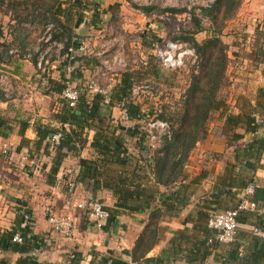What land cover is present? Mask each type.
<instances>
[{
	"label": "crops",
	"instance_id": "1",
	"mask_svg": "<svg viewBox=\"0 0 264 264\" xmlns=\"http://www.w3.org/2000/svg\"><path fill=\"white\" fill-rule=\"evenodd\" d=\"M84 1L90 9L83 13L70 0L57 4L61 13L56 19L67 36H80L87 24V36L71 42L85 45L89 53L75 59L69 77L61 58L52 61L47 73L36 70L28 31L23 36L17 30L0 37L5 42V47L0 44V73L7 76L10 86L9 93H0V119L7 127L1 129L4 137H0V234L15 228L18 212L25 210L34 224L28 239H35L28 253L0 249V261L264 264V239L255 233L264 232V0H242L238 6L235 17H240L246 32H252L250 41L255 45L246 49L244 59L235 54L238 60L231 66L225 99L221 90L217 93L224 106L211 113L205 135L190 150L182 168L170 176L161 168L162 142L149 146L143 123L127 115L121 90L127 71L133 74V87L145 73L160 82L154 71L161 68L149 57L124 71L105 72L95 55L103 43L95 38L105 28H116L117 8H124L126 2ZM141 16L146 20L147 16ZM141 16L136 17L138 25L124 18V26L140 31V23L145 22H140ZM132 45L142 55L143 43ZM92 79L106 90L109 104L90 110L94 97L88 94L84 95L88 108L71 110L62 97L63 82L85 88ZM133 100L145 112L152 111L146 109L143 98ZM249 119L256 130L249 129ZM23 124L27 127L21 136ZM38 128L62 130L67 138L56 173L51 171L56 149L48 138L38 142ZM3 150H8L7 157ZM251 181L258 186L248 198L256 211L239 215L233 245L209 246L207 240L214 233L207 227L208 218L236 209L246 199L244 190ZM88 200L100 201L110 217L98 223L89 210L77 209ZM46 209L74 220L72 239L52 231Z\"/></svg>",
	"mask_w": 264,
	"mask_h": 264
},
{
	"label": "rangeland",
	"instance_id": "2",
	"mask_svg": "<svg viewBox=\"0 0 264 264\" xmlns=\"http://www.w3.org/2000/svg\"><path fill=\"white\" fill-rule=\"evenodd\" d=\"M21 2L27 4L30 3V1L27 0H0V37L3 34H15L14 31L17 30H20L21 36H23L26 35V32L28 31L30 34L28 42L33 45L34 52L38 47V41L43 35L44 27L47 23L43 16H40V14L43 13L42 10L35 12L34 15H30L31 8L27 5H20L22 4ZM125 2V9L117 8V17L119 21L117 23L115 20L116 24L115 26L113 25L117 29L111 27V30L117 31L119 35L118 41L122 46V56L128 63V68L136 66L138 63L142 62V60H148L149 57L153 58L150 54V50L152 44H154L159 38L164 42L182 41L187 42L192 46L191 42L184 40L181 37H191L192 33L195 31L193 23V18L195 17L200 20L201 24L200 29L197 30V35L194 36V39L199 44H203L211 34L215 32L221 42L226 46H224V50L227 55V69L225 78L219 89V91L221 90V98L223 97L225 99L226 92L231 83V80H229L232 73L231 66L234 61L238 60L235 54H239V58L244 59L247 57L246 49H250L255 45V41H250V37L253 35L252 32H246L247 28L244 27L242 21H239L240 17H235L236 12L238 11V6L242 3V0H234L232 2L233 7H231V9L233 14L230 18H225L228 13L224 7H222L216 25H212L208 19L202 17V10H209L211 6L215 4L216 0H125ZM134 6L153 9L150 13L145 15L147 16L145 20L141 16V11L135 10L133 8ZM166 9L177 10L180 11V13H166ZM138 14L142 17L140 22L145 21L144 23H140V31H136L138 27L128 28L124 26V18L130 20L131 23L134 22L135 25H138L136 18ZM18 17H20V22H16ZM25 18H28L29 20L24 21ZM110 33L111 32L105 28L100 34H98V38L96 35L93 36V34L90 37H96L95 40L105 41L112 37L110 36ZM59 36L61 41L65 42L67 35L63 30H61ZM136 41L143 42L145 50L141 51L142 55L137 50V47H133L132 45L136 43ZM0 44L5 47V42L0 41ZM9 46L12 45L10 44ZM13 47L14 49H17L19 46L13 45ZM192 47L194 48V46ZM10 50L12 51V49ZM205 51L204 55H197L200 61V68L197 76L200 77L204 63L206 64L207 59L211 56L210 50L206 49ZM13 52L15 51L13 50ZM18 52L21 53L22 51L18 49ZM159 70L158 73L154 71L157 78L160 77L161 79L158 83L151 80L149 76L150 73L147 75L145 73L144 78L138 76L137 83H141L148 87L141 93V98H143V102L146 104V109L152 110L147 112V114L153 115L155 109H160L161 113L164 114L165 120H167L173 131L178 130L177 132H179L184 125V111L189 110L190 114L187 117V119H189L192 115L193 109V105L191 104L192 100L195 103L199 102V93L195 94L196 99H193L194 97L192 98L190 94L193 86L194 74L190 68L180 71H169L162 68ZM86 86L87 84L83 87ZM198 87L200 89L204 88L203 80L196 86V88ZM80 89H82V87ZM187 124H189V121H187L185 125Z\"/></svg>",
	"mask_w": 264,
	"mask_h": 264
},
{
	"label": "built area",
	"instance_id": "3",
	"mask_svg": "<svg viewBox=\"0 0 264 264\" xmlns=\"http://www.w3.org/2000/svg\"><path fill=\"white\" fill-rule=\"evenodd\" d=\"M77 0H70L72 4ZM90 9V5L86 6ZM86 11L88 12V10ZM62 28L54 23H47L44 27L43 35L38 41V47L33 52L34 65L38 72L47 73L51 68L52 61L54 59L61 58L66 61V73L68 77L72 75L73 64L77 57L86 56L89 53V48L81 43H74L66 47L65 42L60 39V32ZM110 36L109 40L102 41V47L99 52L95 53L99 59L100 64L105 72H116L124 71L128 69V63L122 56V46L119 43V35L117 31H111L109 29ZM13 52V51H12ZM150 54L157 63V65L165 70L169 71H180L190 68L194 75L199 73L200 61L192 46L187 42L182 41H167L164 42L160 38L153 44ZM134 63V62H133ZM9 79L3 73H0V93L7 94L10 91ZM62 97L66 101L68 107L73 108L79 102V99L83 95L90 97L99 96L102 98L101 105H108L109 101L106 96V90H104L96 80L92 79L87 83L85 88H78L73 86L68 80L63 82ZM141 83H134L131 89L132 99L141 97V93L144 89H147ZM84 96V97H85ZM161 110L156 109L153 115L147 114L144 109H140L138 119L144 125V132L146 133L147 140L153 147L154 142H169L172 139V129L168 122L159 119L158 115ZM62 132H56L49 136V142L52 146H56L62 140ZM3 156L9 155L8 150H3ZM257 184L251 182L244 190V199L234 210H228L224 212H216L212 214L207 220V227L214 233V235L207 240L209 246L218 244L219 246H225L233 243L236 238V232L238 228V217L241 213L247 211H256L255 205L248 200L249 197L254 195ZM73 188L72 183L68 184V189ZM77 209H87L90 213L98 220H107L110 215L104 208L103 204L97 200L83 201L77 205ZM47 221L53 232L60 234L64 238L70 240L73 238L75 223L74 220L69 216H54L49 213ZM19 223L17 224L20 230H31L34 226L33 218L30 213L23 210L18 212ZM257 236L264 239V232L255 230ZM28 238V236H27ZM13 243L21 244L24 239L16 233L12 237ZM70 259L76 260V256L71 254Z\"/></svg>",
	"mask_w": 264,
	"mask_h": 264
},
{
	"label": "trees",
	"instance_id": "4",
	"mask_svg": "<svg viewBox=\"0 0 264 264\" xmlns=\"http://www.w3.org/2000/svg\"><path fill=\"white\" fill-rule=\"evenodd\" d=\"M25 1V0H23ZM30 1L29 4L23 3L20 5H27L31 8V14L34 15L35 12L42 10L43 13L40 14V16H43L46 23L52 22L54 24H57L59 26L58 20L56 19L57 15L61 13V10L57 8L58 0H27ZM234 0H216L215 4L211 6V8L203 9L202 10V17L208 19L212 25H216L217 21L219 20V14L221 11V8L224 7L226 12L228 13L225 18H230L232 16V9ZM88 5V2L84 0H77L74 3V6L78 8L80 12L86 11V6ZM135 10L141 11L142 14L146 15L150 13V11L153 8H147V7H133ZM231 9V10H230ZM166 13H180V11L172 10V9H166ZM38 14V13H37ZM20 17L16 19V22H20ZM28 18H25L24 21H28ZM30 22V21H29ZM193 23L195 27V31L192 33L191 37L188 36H182L181 38L184 40H187L192 43V46H194L197 55H204L206 52L205 50L211 51V56L207 59V63L203 65V70L201 77L194 75L193 77V86L191 90V97L193 99H196L195 94L199 93V102L195 103L191 102L192 106V115L187 119L190 112L189 110L184 111V125L180 129L179 132L173 131L172 127V139L167 142H162L163 144V158L161 159V168L164 169V173L168 176L172 174L175 171H179L184 162L185 159L190 152V150L195 146V144L202 139V137L205 135V125L211 116V113L217 112L220 108L224 106V102L217 97V93L220 89L221 83L223 79L225 78L226 73V67H227V55L225 53V45L219 37L214 33L211 34V36L203 43L199 44L195 39L194 36L197 35L198 29H200L201 24L200 20L197 18H193ZM264 28V25H263ZM63 30V29H62ZM73 38L75 40L82 39L81 36L74 35ZM69 34L66 38V47L69 45H73L74 42H71L72 39ZM143 43V42H142ZM145 44V43H144ZM153 46V44H152ZM225 46V47H224ZM1 60V59H0ZM133 74L127 71V73L122 75L121 78V90L123 91V105L126 107L125 111L127 115L135 121H139L138 114L140 112V106L138 104H135L131 96V89H132V79ZM204 81V88L200 89L199 87L196 88L197 85H199L200 81ZM58 93L61 92L60 90H57ZM202 93V94H201ZM189 94V93H188ZM102 98L99 96H96L93 98V101L91 102V107L88 108L87 102L85 101L84 95L80 97L79 102L76 104L75 107L71 108V110L76 109L77 107H87L90 110H93V107L97 108V104L99 107V104L101 103ZM120 100V101H122ZM67 105V103H66ZM70 108V107H69ZM95 110V109H94ZM159 119L165 120L164 114L160 113L158 115ZM189 121V124L185 125L186 122ZM169 124V123H168ZM253 125V126H251ZM27 127V124H23L22 130L20 131V135L23 136L24 129ZM5 122L3 119H0V137H4L1 134V129H6ZM249 129L251 131H254L257 129L256 124L253 122V119H249ZM59 132L47 130V129H37L38 133V142H42L45 139L49 138L52 134ZM62 132V130H61ZM62 140L59 142L58 145L53 146L56 149L57 157L54 163L55 168H52V172H57V167L59 166V162L61 161V158L63 156L62 149L63 147H66V137L64 132H62ZM50 143V142H49ZM253 182V181H251ZM250 182V183H251ZM19 223V221H18ZM30 230H20L18 226L16 225L15 228L10 230L9 232L0 234V249L2 250H9L14 253L24 254L28 253L32 248L35 246V239L30 240L27 238V235L29 234ZM19 233L24 241L21 244L13 243L11 241L14 234ZM33 242V243H30ZM234 243H231L229 245H233ZM226 246V245H225ZM107 262V261H106ZM0 264H5L3 261H0ZM17 264H31L30 258L20 259Z\"/></svg>",
	"mask_w": 264,
	"mask_h": 264
},
{
	"label": "water",
	"instance_id": "5",
	"mask_svg": "<svg viewBox=\"0 0 264 264\" xmlns=\"http://www.w3.org/2000/svg\"><path fill=\"white\" fill-rule=\"evenodd\" d=\"M87 24H84V26H83V28H81L80 29V31H79V35L80 36H87V26H86Z\"/></svg>",
	"mask_w": 264,
	"mask_h": 264
}]
</instances>
